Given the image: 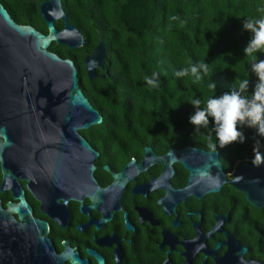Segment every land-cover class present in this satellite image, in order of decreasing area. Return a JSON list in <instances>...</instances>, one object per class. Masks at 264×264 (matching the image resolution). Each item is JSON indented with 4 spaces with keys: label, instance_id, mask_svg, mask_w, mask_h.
Masks as SVG:
<instances>
[{
    "label": "water",
    "instance_id": "water-1",
    "mask_svg": "<svg viewBox=\"0 0 264 264\" xmlns=\"http://www.w3.org/2000/svg\"><path fill=\"white\" fill-rule=\"evenodd\" d=\"M126 1L127 5L121 7V19L133 33L144 29L149 32L161 22V11L155 8V0ZM136 7L144 10L142 20L133 14ZM40 14L46 23V35L31 26L15 23L0 4V192L8 190L18 201L8 202L6 209L0 202V264H63L65 260L70 264H86V260L78 261L76 253L72 254L76 248L69 249L68 241L62 243L65 249L60 255L55 253L50 240L44 237L49 232L47 223L32 217L16 179L27 181V189L41 203L40 210L62 227H67L69 220L67 201L81 204L84 197H89L91 206L81 204V212L88 215L94 208L101 212V218L99 221L89 218L88 223L76 227L83 232L92 224L97 230L103 227L104 222L112 219L110 211H123L119 198L124 184L134 181L139 172L154 163L164 165L160 177L134 186L132 193L146 196L151 190L164 189L166 196L158 204L164 206L167 215L175 213L176 204L184 202L187 196L201 199L206 193L218 192L226 183L244 193L252 207L264 209V165L241 163L236 177L227 181L218 159L220 150L213 153L192 147L171 148L163 157H157L152 147H146L141 164L136 165L133 159L119 174L104 167L114 182L99 189L94 178L98 152L80 132L101 124L103 117L80 89L74 63L49 51L52 43L68 49L79 48L85 44L83 35L68 23L60 0L43 2ZM57 20L63 23L62 30L55 28ZM104 62V41L99 35L98 44L84 58L89 80L97 77L98 70H104ZM174 162L189 171L187 186L177 191L169 185L175 173L170 168ZM59 200L63 204H58ZM127 215L125 212L128 230H135ZM177 218L173 226L180 225ZM121 241L114 232L112 238L95 240L99 246L110 247L116 243L114 252L118 264L123 258L118 248ZM128 241L131 243L132 239ZM88 253L104 264V259L94 250L88 249Z\"/></svg>",
    "mask_w": 264,
    "mask_h": 264
},
{
    "label": "trees",
    "instance_id": "trees-1",
    "mask_svg": "<svg viewBox=\"0 0 264 264\" xmlns=\"http://www.w3.org/2000/svg\"><path fill=\"white\" fill-rule=\"evenodd\" d=\"M44 1L10 0L4 5L16 23L30 24L47 34L38 13ZM124 5L126 0H61L68 23L80 31L85 45L68 49L53 43L49 51L74 63L80 89L103 117L101 124L80 134L100 153L111 152L113 158L122 156L125 160L149 145H161L163 151L188 145L212 151L209 135L218 144L212 131L214 121L210 119L208 129L195 132L190 123L195 108L189 100L200 99L203 107L209 98L231 91L237 76L250 80L246 94H251L257 81L251 64L264 59V52L246 56L244 49L252 34L243 29V23L248 18H264V0H155L162 20L151 31L144 29L141 33H133L122 22ZM133 14L142 20L144 10L136 7ZM56 28L62 29L63 23L58 22ZM99 35L104 41V70H98L97 77L89 80L84 58L98 44ZM201 61L209 64V71L207 75L202 73L199 81L191 74L176 75L182 68ZM154 72L159 74L158 86L150 87L145 77ZM211 82L216 88L210 87ZM239 130L245 135L243 143L217 146L227 173L234 170L237 162L251 163L255 147L264 154V137L255 128L244 126ZM243 216L249 218L246 229L256 236L255 246L264 248V217Z\"/></svg>",
    "mask_w": 264,
    "mask_h": 264
},
{
    "label": "flooded vegetation",
    "instance_id": "flooded-vegetation-1",
    "mask_svg": "<svg viewBox=\"0 0 264 264\" xmlns=\"http://www.w3.org/2000/svg\"><path fill=\"white\" fill-rule=\"evenodd\" d=\"M9 1L0 2L8 13L4 4H9ZM58 22L61 21L54 22L55 28ZM21 25L33 27L30 24ZM33 28L43 33L37 28ZM90 146L98 152V158L94 161V178L99 189H105L112 185L114 178L111 173L123 172L133 159H135L136 165L141 164L146 147H152V151L157 157H163L171 148L180 150L192 147L212 152L191 145L182 148L168 147L165 151L161 145L159 148L156 145H149L144 146L141 153L125 160L122 156L113 158L114 154L111 152L100 153L91 144ZM218 159L220 161L219 154ZM240 164L237 162L234 170L227 173L221 163L227 181L236 177ZM106 166L109 167L111 173L104 169ZM170 168L175 172L169 180L170 188L176 191L184 189L188 183L189 171L178 162L171 163ZM163 169L164 165L154 163L146 171L139 172L134 177V181L126 182L123 186L124 191L119 198V204L123 211L116 210L114 213L110 211V214H113L112 219L104 222L103 227L97 230L95 229L96 225L92 224L84 232L76 227L88 223L89 218L94 221H99L101 218V212L94 208L89 210V216L81 212V204L86 207L91 206L92 202L89 197H84L81 204L74 200L67 201L66 210L69 213V220L67 227H62L40 210L41 203L27 189V181L19 179L16 181L23 191L25 201L31 208L32 217L47 223L49 232L44 237L50 240L57 255H60L65 249L62 243L68 241L69 249L76 248L72 254L76 253L78 261L86 260V264H99L98 259L88 253V249H91L104 259V264H118L114 252L117 249L116 243H112L108 247L99 246L95 242L105 236L112 238L114 232L115 237L122 240L118 244V248L123 254L120 264H264V248L255 246L256 236L246 229V222L249 218L243 216L247 215L253 218L252 215L258 214L264 217V214L253 212L247 205L253 209L261 210L263 213L264 209L252 207L246 201L244 193L226 183L221 186L218 192L206 193L201 199L194 195L187 196L184 202L176 204L175 213L167 215L164 213V206L158 204V200L166 196L164 189L151 190L146 196L143 193L135 195L132 193L134 186L148 184L151 179L159 178ZM120 181L121 179H118V182ZM1 183L2 174L0 171V185ZM227 187L232 190L230 191ZM0 202L3 209H6L8 202L16 204L18 201L13 199L12 194L6 190L3 193L0 192ZM58 204H63V201L59 200ZM124 211L128 213L127 219L135 230H128ZM12 215L17 219V215ZM176 217H178L176 221L180 224L179 226L172 225ZM131 239L130 243L128 240ZM260 239L259 241H261ZM63 264L70 263L65 260Z\"/></svg>",
    "mask_w": 264,
    "mask_h": 264
},
{
    "label": "clouds",
    "instance_id": "clouds-1",
    "mask_svg": "<svg viewBox=\"0 0 264 264\" xmlns=\"http://www.w3.org/2000/svg\"><path fill=\"white\" fill-rule=\"evenodd\" d=\"M243 29L252 34L248 46L244 49L246 56L264 52V18L245 19ZM208 71L209 64L201 61L182 68L176 75L186 77L191 74L195 77V81H199L202 79L201 74L207 75ZM251 72L255 73L257 81L250 95L246 94L249 92L250 80L239 79L237 76L231 91L209 98L203 107L200 99L189 100L195 108V113L190 116V123L194 126L195 132L208 129L210 119L214 121L212 131L218 144L212 142L209 135L208 145L213 153L217 150V146L224 148L233 143H243L245 135L239 130L240 127L255 128L257 134L264 137V59L252 62ZM158 77L159 74L154 72L151 77H145V81L150 87H157ZM210 87L216 88V84L211 82ZM252 164L255 167L264 165V154L256 147Z\"/></svg>",
    "mask_w": 264,
    "mask_h": 264
},
{
    "label": "built area",
    "instance_id": "built-area-1",
    "mask_svg": "<svg viewBox=\"0 0 264 264\" xmlns=\"http://www.w3.org/2000/svg\"><path fill=\"white\" fill-rule=\"evenodd\" d=\"M252 163V162H251Z\"/></svg>",
    "mask_w": 264,
    "mask_h": 264
}]
</instances>
